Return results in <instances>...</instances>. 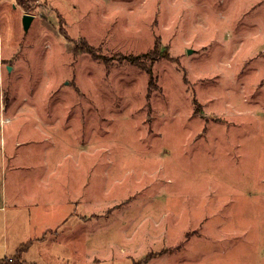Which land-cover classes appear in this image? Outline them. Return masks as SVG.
Returning a JSON list of instances; mask_svg holds the SVG:
<instances>
[{"label": "rangeland", "instance_id": "obj_1", "mask_svg": "<svg viewBox=\"0 0 264 264\" xmlns=\"http://www.w3.org/2000/svg\"><path fill=\"white\" fill-rule=\"evenodd\" d=\"M31 2L0 0V264H264V0Z\"/></svg>", "mask_w": 264, "mask_h": 264}, {"label": "trees", "instance_id": "obj_2", "mask_svg": "<svg viewBox=\"0 0 264 264\" xmlns=\"http://www.w3.org/2000/svg\"><path fill=\"white\" fill-rule=\"evenodd\" d=\"M20 2V4L22 5V7L26 8V7H30V5H32L33 3L29 0H18ZM90 52V51H89ZM154 54V55H153ZM152 53L149 54H145L142 56H129L127 57V59H129L132 63L137 64L138 66H140L142 69H145L148 73H152L151 68L148 69V65L146 62H148L149 56L151 55L153 58L157 56V52L156 49L153 51ZM164 57V56H163ZM143 59V60H142ZM29 243H25L24 245L21 246V248L18 249V253L16 254V256L14 258H6L4 260L7 261V264H27L26 260L24 262L23 260V252L25 251V249L27 247H29ZM25 246V247H24ZM15 258L18 259L19 261L15 263ZM6 263V262H5Z\"/></svg>", "mask_w": 264, "mask_h": 264}, {"label": "water", "instance_id": "obj_3", "mask_svg": "<svg viewBox=\"0 0 264 264\" xmlns=\"http://www.w3.org/2000/svg\"><path fill=\"white\" fill-rule=\"evenodd\" d=\"M34 19H35V16L31 14L26 13V15H24L23 20H24V28L26 31L30 28ZM189 53H191V50L189 51Z\"/></svg>", "mask_w": 264, "mask_h": 264}, {"label": "crops", "instance_id": "obj_4", "mask_svg": "<svg viewBox=\"0 0 264 264\" xmlns=\"http://www.w3.org/2000/svg\"><path fill=\"white\" fill-rule=\"evenodd\" d=\"M31 1H33V0H31Z\"/></svg>", "mask_w": 264, "mask_h": 264}]
</instances>
